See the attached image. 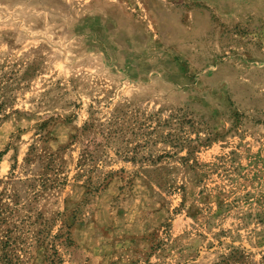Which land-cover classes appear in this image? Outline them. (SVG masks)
<instances>
[{"label": "rangeland", "instance_id": "rangeland-1", "mask_svg": "<svg viewBox=\"0 0 264 264\" xmlns=\"http://www.w3.org/2000/svg\"><path fill=\"white\" fill-rule=\"evenodd\" d=\"M0 264H264V0H0Z\"/></svg>", "mask_w": 264, "mask_h": 264}]
</instances>
